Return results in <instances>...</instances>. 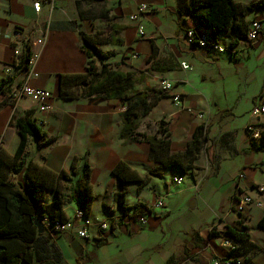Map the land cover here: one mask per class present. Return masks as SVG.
Here are the masks:
<instances>
[{
	"label": "crops",
	"instance_id": "obj_1",
	"mask_svg": "<svg viewBox=\"0 0 264 264\" xmlns=\"http://www.w3.org/2000/svg\"><path fill=\"white\" fill-rule=\"evenodd\" d=\"M36 1L41 4L38 12L32 6ZM233 1L243 7L258 0ZM140 2L151 8L139 20L142 37L137 34V23L128 18ZM190 2L0 0V83L12 87L27 79L30 48L37 52L32 68L36 77L28 83L51 92V108L46 112L37 110L34 99L11 100L8 93L0 95L1 156L14 154L20 140L15 120L30 113L32 120H43L37 126L45 138H28V162L55 177L69 172L74 162L78 174L70 175L71 185L89 171L88 216L93 224L87 238L74 232L43 233L34 245L40 257L58 264H181L186 260L187 264H210L213 257L227 256L220 243L225 226H232L248 234L236 255L241 264H264V227L259 225L264 218V194L256 190L264 185V150L252 146L246 130L259 121L262 127H256L264 131V118L251 114L264 91V35L249 41L245 34L231 47L229 35L217 33L213 39L225 48L223 52L189 45L185 31L200 29L185 11ZM239 18L247 24L263 20L264 7L241 10ZM99 20L106 24L102 31ZM83 39L106 55L102 60L93 56L100 62L95 60L97 69L106 63L113 70L133 72L137 90L153 92L162 89V81L171 83L169 97L154 103L135 123L138 132L161 137L157 123L162 119L171 134L169 154L184 152L196 128L203 126L206 140L196 151L192 168L183 173L166 167L161 176L149 174L160 162L146 143L121 138L122 100L85 97L78 83L73 84L74 97L59 94L61 74L86 72L89 59L81 48ZM116 39L122 44H113ZM180 62L189 68H181ZM175 95L179 106L174 104ZM138 119L151 122V131L138 124ZM119 162L147 176L146 182L117 179L112 171ZM21 175L8 178L16 180ZM178 176L182 182L175 184L172 180ZM55 189L45 190V203L53 200ZM119 192L124 194L126 210L116 205ZM242 194L260 200L262 206L237 213L234 204ZM157 200L162 201L161 207L154 206ZM76 208L73 201L63 203L67 218ZM140 216L146 218L145 224L139 222ZM104 220L110 228L99 230L97 222Z\"/></svg>",
	"mask_w": 264,
	"mask_h": 264
},
{
	"label": "trees",
	"instance_id": "obj_2",
	"mask_svg": "<svg viewBox=\"0 0 264 264\" xmlns=\"http://www.w3.org/2000/svg\"><path fill=\"white\" fill-rule=\"evenodd\" d=\"M190 1V6L185 8L186 13L193 17L198 26L207 31L212 38L215 39L216 34L220 32L229 35L231 47L245 36L248 28V24L239 18L240 11L264 7V0H258L243 7L233 0ZM112 28L113 32H116L117 29L114 26ZM112 41L113 44H122L120 39ZM81 48L89 59L86 72L61 74L59 94L66 98L74 97L76 94L73 84L78 83L82 87L81 95L85 97L95 95L97 99L122 100L125 103V109L121 112V138L130 142L146 143L153 158L160 162L150 170L149 174L161 176L166 167H175L183 173L192 168L194 155L206 140L203 126L196 128L184 152L169 154L171 134L164 127L162 119L157 123V132L161 134V137L138 132V126L135 123L137 117L146 116L151 111L154 103L169 97L167 90L160 89L153 92L137 90L133 72L123 73L113 70L106 63H101V67L97 69L93 56L102 60L106 55L99 52L87 39H83ZM15 126L20 140L14 154L8 157L1 156L0 152V264H58L55 260L40 257L34 245L43 233L48 234L43 222L45 217L51 221L61 222L68 219L63 210L64 202L73 201L77 208H81L88 216L92 201L89 171L78 176L71 185L70 175L78 174L74 162L69 172H62L58 177L46 168L28 162L26 151L28 138L43 140L45 134L31 119L30 113L17 118ZM259 135V143L256 144L253 140L252 146L264 150V131L259 132ZM21 172L22 175L18 180L8 178L9 175L14 176ZM112 172L122 182L140 181L142 185L147 179V176H139L123 162L117 163ZM58 182L63 183L64 188H61ZM55 187L53 200L45 203V190ZM123 196V192L116 193L115 202L118 207L126 210L128 207L122 204ZM39 213L42 220L39 218ZM36 218H39L44 225L41 234L38 233L33 222ZM259 225L264 227L263 217L259 220ZM225 234L237 245V251L242 249L248 240V234L237 227L225 226ZM210 235L213 236L214 232H210ZM186 259L183 258L182 261ZM78 261L79 259L76 262Z\"/></svg>",
	"mask_w": 264,
	"mask_h": 264
},
{
	"label": "built area",
	"instance_id": "obj_3",
	"mask_svg": "<svg viewBox=\"0 0 264 264\" xmlns=\"http://www.w3.org/2000/svg\"><path fill=\"white\" fill-rule=\"evenodd\" d=\"M34 11L38 12L41 4L39 1L33 2L32 4ZM151 12L150 6L145 2H140L135 12L128 16L129 20L136 22V31L138 36L144 35L143 26L139 23V20L145 15ZM263 34L264 35V19H254L249 22L248 28L246 31V38L249 41L257 39V37ZM184 39L187 44L192 46H198L202 48L211 49L217 52H223L225 48L218 44L208 32L203 29H187L185 31ZM134 57H138V53H133ZM37 58V52L31 51L30 48L27 50V79L18 83L14 86H10L9 83L3 82L0 83V95L8 93L11 100H16L19 98H30L34 99L37 102V110L39 112H46L50 107L49 99L51 98V92L45 88L35 87L28 83L30 77H36V74L33 73V64ZM180 66L183 69L189 68L184 62H180ZM171 88V83L167 81H162V89L169 90ZM174 104L177 106L180 105V98L178 95L174 96ZM125 109V108H124ZM251 114L255 117L259 115H264V91L259 95L257 102L254 104ZM201 117V115H198ZM37 125H42L43 120L35 119L33 120ZM246 130L250 135L251 139H259V130L254 124H249L246 126ZM244 174L240 173L239 178H243ZM175 184H180L182 178L180 176L174 177L172 180ZM256 190L260 194H264V185H259L256 187ZM162 201L157 200L154 204L156 207L162 206ZM252 206L261 207L262 203L258 199H254L249 195L242 194L238 199H236L234 204V209L237 213L241 214L245 212L247 208ZM44 225L48 234L58 235L64 232H74L79 238H87L88 228L93 224V221L90 217L86 216L81 208H76L74 214L71 218H68L65 221H51L48 217L43 219ZM139 222L141 224L146 223V218L144 216L139 217ZM97 227L99 230H107L110 228V222L107 220L97 222ZM221 247L226 251L227 256L223 258L213 257L210 260V264H241V261L234 256L233 253L237 252V245L233 242L232 238L225 235L221 239ZM187 260L181 264H187ZM24 264V263H21Z\"/></svg>",
	"mask_w": 264,
	"mask_h": 264
},
{
	"label": "rangeland",
	"instance_id": "obj_4",
	"mask_svg": "<svg viewBox=\"0 0 264 264\" xmlns=\"http://www.w3.org/2000/svg\"><path fill=\"white\" fill-rule=\"evenodd\" d=\"M100 21V23H101V25H100V28H101V31L104 29V28H106V24L104 23L105 21L104 20H99ZM102 24H103V26H102ZM104 36V35H103ZM103 39H104V37H102V41H103ZM95 60H96V62L97 63H100L99 62V60L97 59V58H95ZM106 62H109V61H107L106 60ZM113 66H114V64H113ZM260 117H262V118H264V115H259V116H257V118H260ZM142 122V123H141ZM142 124V126H144V129H146L147 131H151V128H152V126H151V122L150 123H147L146 121H142L141 119H138V124ZM256 124H257V126H261L262 127V122H256ZM256 124L254 123V125L256 126ZM141 126V127H142ZM260 127V128H261ZM262 129V128H261ZM261 129H259V131L261 130ZM253 141V140H252ZM255 141L256 142H259L260 141V137H259V139H255ZM20 177H17V180L19 179ZM41 214L39 213V218L42 220V217L40 216Z\"/></svg>",
	"mask_w": 264,
	"mask_h": 264
},
{
	"label": "water",
	"instance_id": "obj_5",
	"mask_svg": "<svg viewBox=\"0 0 264 264\" xmlns=\"http://www.w3.org/2000/svg\"><path fill=\"white\" fill-rule=\"evenodd\" d=\"M33 222L37 227L38 233L41 234L43 232V227H44L43 222L39 218L34 219Z\"/></svg>",
	"mask_w": 264,
	"mask_h": 264
}]
</instances>
